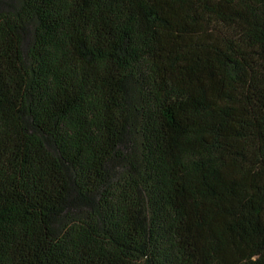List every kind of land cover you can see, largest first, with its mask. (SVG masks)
<instances>
[{
	"label": "trees",
	"instance_id": "1",
	"mask_svg": "<svg viewBox=\"0 0 264 264\" xmlns=\"http://www.w3.org/2000/svg\"><path fill=\"white\" fill-rule=\"evenodd\" d=\"M0 264H264V0H0Z\"/></svg>",
	"mask_w": 264,
	"mask_h": 264
}]
</instances>
